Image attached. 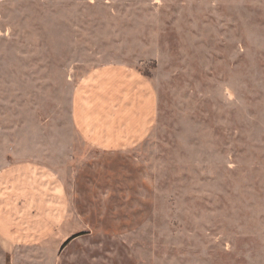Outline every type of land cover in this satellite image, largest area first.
Returning a JSON list of instances; mask_svg holds the SVG:
<instances>
[{
	"label": "rangeland",
	"instance_id": "1",
	"mask_svg": "<svg viewBox=\"0 0 264 264\" xmlns=\"http://www.w3.org/2000/svg\"><path fill=\"white\" fill-rule=\"evenodd\" d=\"M105 65L158 97L121 150L72 118ZM22 163L56 174L80 234L9 264H264V0H0V171Z\"/></svg>",
	"mask_w": 264,
	"mask_h": 264
},
{
	"label": "crops",
	"instance_id": "2",
	"mask_svg": "<svg viewBox=\"0 0 264 264\" xmlns=\"http://www.w3.org/2000/svg\"><path fill=\"white\" fill-rule=\"evenodd\" d=\"M158 114L153 83L124 65L89 72L72 97L75 128L91 146L121 150L144 140ZM61 181L48 168L22 163L0 171V264H9L21 246L56 252L74 230Z\"/></svg>",
	"mask_w": 264,
	"mask_h": 264
},
{
	"label": "trees",
	"instance_id": "3",
	"mask_svg": "<svg viewBox=\"0 0 264 264\" xmlns=\"http://www.w3.org/2000/svg\"><path fill=\"white\" fill-rule=\"evenodd\" d=\"M80 233H75V234H73V235H71L68 239H66L65 241H64V244H66L67 242H69L70 240H72L73 238H75L76 236H78Z\"/></svg>",
	"mask_w": 264,
	"mask_h": 264
}]
</instances>
